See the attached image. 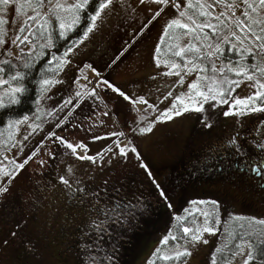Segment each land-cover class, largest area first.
Instances as JSON below:
<instances>
[{"label":"rangeland","instance_id":"obj_1","mask_svg":"<svg viewBox=\"0 0 264 264\" xmlns=\"http://www.w3.org/2000/svg\"><path fill=\"white\" fill-rule=\"evenodd\" d=\"M71 2L73 0H68V3ZM13 3L17 6L15 0ZM183 5L185 2L176 8L171 4H157L153 0H144L143 3L140 0H114L113 5L102 13V21L98 22L88 38L79 43L80 37L71 45L74 48V52L69 54L71 63L57 71V59L52 71L42 77L54 76L63 83L52 87L44 98H41L38 84L33 109L15 119L22 120L28 116V121L11 129L8 125L0 129V187L6 184L9 187V192L0 197V264H89L86 248L90 241L86 230L95 225L98 227L101 216H106L103 218L105 221L117 214L96 217L95 211L100 206L108 209L115 205L116 208L117 203L120 207L116 211L126 214L124 230L119 224L107 238L97 239L99 252L105 245L121 246L130 226H134L132 216L140 213L142 216L137 221L150 218L151 223L146 226L150 230L149 240L144 245L137 242L129 261L124 264H149L150 261H156L154 264H175L177 261L157 258L156 250L160 248L171 253L180 246L188 247L191 255L176 264H212L214 248L229 244L243 245V252L236 247L234 253L240 254L227 258L226 264H244L249 252L247 237L252 232L264 233V229H253L255 221L264 220V211L258 198L251 195V186H246L252 183L254 176L242 177L239 181L236 174L235 179L225 175L226 171L231 175L233 162L229 161H234V157L228 156V147L225 146L230 145L233 137L228 132L233 130L238 135L235 137L236 145L231 146L236 148L238 143L239 151L246 150L252 143V136L264 137V113L223 115L230 110L235 98L251 96L257 90L254 81L229 73L226 75L230 76L229 80L241 83L238 87L227 84L228 89H235L226 92L223 97L229 101L228 104L219 103L218 98L215 102L209 100L205 103L203 112L173 115L171 120L161 116L165 110L172 108L176 96L194 95L188 86L199 76V68L187 75L181 71L184 81L180 84L176 70L172 75H164L169 71L170 64L156 66V55L161 60L180 64L181 68L184 64L174 56H161L163 51L159 54L155 51L165 25L174 18L189 22V15L197 23H204L223 13L220 6L214 5V10H207L211 15L200 16L198 10L192 14L185 12L186 15L180 17V13L184 12ZM162 8L165 11L153 19ZM45 11L47 7L41 13ZM242 11V6H238L226 15L232 18L230 13L234 12L238 17ZM26 14L27 11H16L12 3L1 4L0 21L3 23H0V38L6 43L0 44V58L8 56L15 59L20 49L31 55L35 49L28 32L41 20L29 19L28 26L21 31ZM16 36L21 39L28 36L29 39L22 44L17 41V47L11 43ZM190 38L191 35L181 36L178 41L180 46L189 44ZM208 42L212 44L217 39ZM191 43L202 47L201 50L207 45L200 44L199 40ZM248 47L255 48L252 44ZM208 49L213 52V47ZM9 52L12 54L9 55ZM210 57L213 62L216 60L215 55ZM199 61L197 63L200 64L202 59ZM215 64L217 68L222 67L218 61ZM256 64L264 66V57ZM10 68L13 70L15 66ZM217 73L221 74L216 72L209 77L220 80ZM257 77L264 81L258 73ZM104 81L121 89L132 99H123ZM198 83L206 90L209 81L199 80ZM5 87L0 85V95ZM93 87L96 95L91 94ZM77 92L81 95L77 96ZM168 92H172V96L165 99ZM140 97L147 103H138ZM200 99L197 97V101ZM213 103L215 108L210 107ZM105 111L109 112L108 116H103ZM206 122L211 127L206 126ZM149 124L154 125L152 131L141 133L140 128ZM33 125L38 127L33 130ZM53 132L56 136L50 135ZM112 132L124 135L112 136ZM10 133L12 141L8 140ZM26 135L28 138L25 140ZM61 136L73 144L82 143L86 148H78L77 154H74L60 141ZM16 141L21 143L12 147L11 144ZM117 142L120 146H127L126 156L119 154ZM110 147L111 152L108 151ZM222 147L227 151L224 154ZM132 148L136 151H131ZM196 149L203 152L202 155L222 158V164L215 160L197 169L190 158L191 151ZM33 152L36 155L33 156ZM98 153L103 154L102 161ZM78 155L94 156L96 162L79 159ZM30 156L31 159H28ZM25 160L27 163L23 169L15 168ZM182 163L185 166L180 168ZM217 164L221 171L216 169ZM13 170L17 174L9 181L4 173ZM61 177L66 178L69 185H65ZM161 191L164 196H161ZM243 198L249 203L242 202ZM193 201H217L218 204H193ZM205 211L211 214L209 226L215 230L213 234L203 233L202 240H207L206 244L199 242L193 246L189 242L191 234L184 239L171 240L173 235L185 237V227L193 231L197 226L203 227L205 217L202 213ZM122 220L123 217H120L119 222ZM165 237L169 238L167 245L161 243ZM249 264L255 263L249 261Z\"/></svg>","mask_w":264,"mask_h":264},{"label":"snow or ice","instance_id":"obj_2","mask_svg":"<svg viewBox=\"0 0 264 264\" xmlns=\"http://www.w3.org/2000/svg\"><path fill=\"white\" fill-rule=\"evenodd\" d=\"M141 3L144 2V0H140ZM153 2L157 4H164V5H169L171 4L172 7L179 8L181 7V4L183 3V0H153ZM10 3L13 4V8L16 9V11H20L23 8H31V10L35 13L32 16H29L28 19L31 20H41L43 21L42 27H45L47 25H50L53 20L58 23L60 32L59 35L61 37H64L66 35L67 30L73 29L76 25H78L81 21L82 18V13L86 15L87 20L89 21L87 28L84 30L83 35L79 43H83L84 40H86L89 36L90 33H92L96 27L98 26V22L102 21V13L105 12L106 9H109L110 6L113 5L114 0H97L98 6L95 8L94 12L92 14H87V9L89 6L93 3V0H73V2L68 3V0H47V11L41 13L39 9L45 8V0H25L23 4H21L19 7L16 6L15 3H13V0H0V4L3 5H9ZM224 3L225 7L229 10L238 7L236 4V0H233L232 3H226V0H214L213 3H207L206 0H196V3H193V0H188V3L186 5L187 8L191 9L193 7L198 8L199 15L200 16H208L211 15L207 9L213 7L216 4H221ZM240 3H242L246 9H251V12L257 13L258 11L264 12V0H240ZM257 5L259 7H257ZM165 9H160L157 11L153 17L155 19L156 17H159ZM232 17H234L233 22L235 23L236 27L240 29V32L244 33L243 36L238 35L235 31H232L230 33L231 36L235 37L236 41L240 42V47L243 49L241 52V61L243 62L246 57L244 53H247V59H255L256 56H261L264 57V36L259 35L255 32L253 29V24L260 23L261 21L256 20L252 16H250V13L247 10L242 11L241 15L244 17H248L250 20H252V23H246L245 20L240 19L239 17L235 16V13H230ZM186 15L185 12L180 13V17H184ZM221 16L226 15V13H221ZM217 20H220V16L216 17ZM189 22H184L181 18H174L170 20L164 27L163 33L160 37V42L161 44L164 43L165 37L169 36L170 30L173 33V38L177 41L175 45H170L169 50L171 51L173 48L176 50L174 51V55L176 57H185L186 53H194V58L193 59H186L183 68H181V65L175 62H170L168 59L161 60L159 55H156L155 61H156V66L160 67L161 63L168 65L170 64L169 71L164 73V75H172L173 70L175 71V74L177 76H180V80L178 83L183 84L184 81V76L181 75V71L185 72V75L190 74L192 72H195L198 68L200 69L201 72H206L207 69L203 65L199 64L196 62V58L199 57V54L201 53V48L197 47L195 44L189 42V44L181 47L179 44V40L181 39V36H188V35H198L199 32H202L203 29L205 28H213L216 30V26L204 22V23H197L195 19H193V16L189 15L187 17ZM223 23V21H220ZM0 23H3V21H0ZM227 27V25H225ZM176 29H185L186 31L177 35L175 33ZM24 29L21 28V31ZM261 32H264V27L260 29ZM249 33H251L252 37L254 38V42L258 41L260 42L258 44V52H254L252 47H248L244 44V41L249 39ZM29 39L28 36H24L23 39H21L19 36H16L14 39L11 40V43L14 45H19L17 44V41H19L21 44L24 43ZM209 39V36L207 33H204V40L207 41ZM223 40L225 42H230L232 43V47L234 49L240 50L237 47V44L235 42H232L229 40V36L225 35L223 37ZM6 41H4L2 38H0V44H4ZM52 43V37L51 34L49 33L48 38H47V44L41 45V48L43 47H53ZM208 48H212V44H207L206 45ZM24 49H20V52H23ZM156 53H160V46L158 45L156 48ZM223 49L221 48L220 44L215 45V51L208 52V56H214L216 53L222 52ZM74 52L73 46H69L66 51L63 53V56L60 58H57L53 56V59H59V63L57 64V71L63 70L65 65H68L71 63V60L69 59V54ZM12 53L9 52V55ZM43 53H39L38 55H42ZM9 61H4V65H9ZM25 68H30L32 65L25 63L24 64ZM88 67H91L90 65ZM228 67L229 71H235L237 76H243L246 80L248 81H254V87H257V90L248 97L244 98H235L232 102V106L229 111H225L223 113L224 116H230V115H247L251 113H264V81H262L260 78L257 77V73L259 74V77H264V66H260L259 64L253 63L251 64V68L253 69L252 72H249L248 67H246L243 63H240L236 67H231V66H225ZM212 70L213 72H224V67L217 68L215 62L212 64ZM94 71V69H93ZM4 76H7L8 78L5 79ZM24 77L25 74L16 71L15 74H12V69L10 67H0V85H4L5 90L2 95H0V108H5L7 105L4 103V96L8 97V103L9 104H19L20 99L19 95L25 93L28 91L27 87L24 84ZM87 79V77H85ZM199 80H206L209 81L206 90H203L198 83ZM15 82V84H13ZM36 83L39 84V92L41 93V98H44L47 93L50 92L51 88L54 87L57 84H62V80L55 79V77H45L41 78ZM229 84V85H236L237 87L241 83V81H235V80H229L227 76L224 77L223 80H217L215 77H208V76H198L197 81L192 82L189 84V91L190 93L194 91V95L192 94H182L181 96H176L173 100V106L170 109L165 110V112L161 113V116L164 119L171 120L173 118V115L175 116H180L183 113L190 112V111H195V112H203L204 109V104L207 103L209 100L211 101H217L219 98V103L222 104H228L229 101L227 99H224L223 97L225 96V93L228 91H235L234 88H229V89H224L222 87L223 84ZM104 84L107 85L108 87H111L114 92L118 93L120 97H122L125 100H130L132 99L129 95H127L124 91H122L119 88L113 87L112 85L108 84V81H104ZM92 95H96L95 87L92 89ZM77 96H80L81 93L77 92ZM167 96H172V92H168L165 99H167ZM197 97L201 98L200 101H197ZM257 101H260L261 103H257ZM138 103H144L146 104L147 101L144 100L143 97H140L139 100L137 101ZM177 104L179 107H177ZM211 108H215L216 104L213 103ZM171 113V114H170ZM109 112L105 111L103 113V116H108ZM28 116H24L22 120L17 119V120H9L8 121V126L9 128L16 127L20 125L23 122L28 121ZM143 119V117H142ZM159 120L160 117H157ZM264 123V121H262ZM153 124H149L146 127L140 128L141 133L145 132H151L153 129ZM206 126L211 127L210 124H207ZM33 130H35L38 125H33ZM59 127V125H57ZM50 135L56 136V133H51ZM112 136H122L124 135L122 132L117 133V132H112L110 133ZM28 137L27 135L24 137L26 140ZM100 138V137H97ZM13 137L12 134H9L8 140L12 141ZM60 141L65 144V146L70 149L74 154H77V149L78 148H86L85 145L82 143H77L73 144L72 142L68 141L66 138L63 136L59 137ZM21 141H16L15 143L11 144L12 147H16L18 144H20ZM231 144L236 145V138L234 137L231 141ZM261 148H264V144L259 145ZM116 147L119 149V154L121 156H126L127 155V146H120V143H116ZM239 147V145H237ZM109 152L112 151V148L110 147L108 149ZM131 151L135 152L136 149L132 148ZM32 155H36L35 152L32 153ZM98 156L101 157V161L103 160V154L98 153ZM7 158V157H6ZM79 159H87L93 163L96 162V157L94 156H87V155H78ZM31 159V156L28 158ZM27 163V160H25L23 163H20L15 166L16 169H23L25 167V164ZM42 163V162H41ZM146 167V165H143ZM254 171L256 169H253ZM264 171V170H261ZM16 171H9L5 172L4 175L9 178V181L15 179L16 176ZM61 181L65 185H69V181L61 177ZM159 187V185H157ZM81 192H84L83 189H80ZM9 192V187L7 184L4 187H0V197H3L5 194ZM86 194V193H85ZM161 196H164L165 193L161 191ZM193 204H205V203H211L212 205H217V201H211V202H205V201H193ZM120 205L117 203L116 208L113 209H107V208H101L100 211L104 212L105 215H108L109 212L115 214L116 209L119 208ZM187 211V210H186ZM199 211V209H197ZM131 214V213H129ZM205 217L204 221V226L200 227L197 226L195 228V231L190 228H183V233L185 234V237H177V236H171V240L176 241L178 239H184L186 238L189 234H191V239L190 243L195 246L199 242L207 243V240H202L203 233H209L213 234L214 233V228L209 226V220L211 218V214L207 211L202 213ZM177 219H180L178 217ZM237 219H241V217H237ZM252 220H255V218H251ZM256 223H259L261 225H264V220H258L255 221ZM162 244L167 245L169 243V238L165 237L162 241ZM249 247H252L249 245ZM237 248L240 250V252H243V245H237ZM219 251V249H217ZM240 252L233 253V255H238ZM156 254H158V258L162 261H184V258L189 257L191 255V252L189 251L188 247L186 246H180L175 248V250L171 253H168L160 248H157ZM259 255L264 258V250H261ZM256 259V256L254 255L253 252H248L247 253V258L244 260V264H249V261H252ZM149 264H154V262L150 261ZM186 264V262H184ZM213 264H216V261L213 260ZM230 264V262H228Z\"/></svg>","mask_w":264,"mask_h":264},{"label":"trees","instance_id":"obj_3","mask_svg":"<svg viewBox=\"0 0 264 264\" xmlns=\"http://www.w3.org/2000/svg\"><path fill=\"white\" fill-rule=\"evenodd\" d=\"M17 2V6L19 7L21 4L25 2V0H15ZM179 2V0H178ZM185 2V5H183V11L192 14L193 12H197L198 8H187L186 5L188 3V0H183V3ZM207 3H213L214 0H206ZM233 0H226V3H232ZM193 3H196V0H193ZM236 4L238 6H242L243 11L247 10L250 13V16L255 18L258 21H261L260 23L253 24V29L255 32L259 35L264 36V32H261L260 29L264 27V12L258 11L257 13L251 12V9H246L245 6L240 3V0H236ZM45 8L47 7V0H45ZM164 5V4H162ZM1 6V4H0ZM98 6L97 0H93V3L89 6L87 9V14H92L95 10V8ZM215 6H220L222 8L223 13L229 12V9H227L224 5V3L216 4ZM257 7H259L257 5ZM39 9L40 12L44 11V9ZM212 10L213 7H211ZM208 10V9H207ZM27 11L28 14L25 15L23 20V26L22 28L25 30V28L28 26L29 19L28 17L31 15H34L35 13L31 10V8H23L19 13ZM220 16V20H217V18H211L208 23H211L216 26V30L213 28H205L202 32H199L198 35H191V38L189 42H193L194 40H199L200 44H211L208 41H213L214 38L217 39V42L212 43L213 44V52L215 51V45L220 44L221 48L223 49L222 52L216 53V60L219 63L222 64V67H224V72L221 74H218L219 79L223 80L226 75H230L229 73H236L235 71H229L227 66L236 67L240 63H243L248 69L251 68V64L258 63L260 61L261 56H256L255 59H247L248 54L244 53L246 59L242 62L241 61V52L243 49L240 47V42L235 40V37L231 36L230 33L232 31L238 32V35L243 36L244 33L240 32V29L236 27L235 23L233 22L234 19L230 18L229 15ZM240 19L245 20L246 23L251 24L252 20H250L248 17H244L241 14L238 16ZM231 19V20H230ZM31 20V19H30ZM39 21V20H38ZM37 21V22H38ZM220 21H223L221 23ZM187 22V21H185ZM42 21L39 24H34L31 28V30L28 32L29 37H31V40L34 42L35 49L33 50L31 55H28L26 52H20L19 55L15 59H10L8 56H1L0 58V67H10L11 65L15 66V69L12 70V74H15L16 71H20L25 74L24 77V84L27 87L28 91H26L23 94L19 95L20 103L19 104H9L8 103V97L5 96L4 103L7 105L5 108H0V129L3 127H6L8 125L9 120H15L21 115L27 114L30 112L34 105L35 101L38 96V81L43 76H46L52 71V65L57 60L53 59V56L59 58L61 55H63L64 51L66 49L73 45L80 37H82L84 30L87 28L89 21L86 18V15L82 13L81 21L78 25H76L73 29L67 30L66 35L64 37H61L59 35L60 29L57 25V22L53 20V22L50 25H47L45 27L41 26ZM227 25V27L225 26ZM186 31L185 29H176L175 33L178 35L179 33H183ZM229 31V32H228ZM49 33L52 37V43L53 47H43L41 48V45L47 44V38ZM204 33H207L209 36L208 41L204 40ZM224 33H227L229 36V40L232 42H235L237 44V47L240 50L234 49L232 47V43L225 42L223 40V37L225 36ZM249 39L244 41V44L246 46H255L253 49L254 52H258V44L260 42L256 41L254 42V38L252 37L251 33L248 34ZM201 39V40H200ZM176 41L173 38V33L170 30L169 36L165 37L164 43L161 44L160 40L158 42V45L160 46V54L163 57H172L174 56V59H178L181 63L185 62V57L188 59L194 58V53H186L185 57H176L174 55V51L176 50L173 48L171 51L169 50L170 45H175ZM202 49V47H201ZM211 49V48H210ZM209 52L208 47L206 46L205 49L201 50V53L199 54V57L196 58V62L202 59L201 65L206 67V72L199 71V76H211L212 73H216L211 71L212 70V63L213 59L212 57L208 56L207 53ZM39 53H43L42 55H38ZM170 53V54H169ZM4 61H9V65H4ZM214 61V62H215ZM200 62V61H199ZM28 63L32 65L30 68H25L24 64ZM208 72V73H207ZM216 75V74H214ZM5 79H7V76H4ZM228 79L230 76L227 77ZM15 83V82H14ZM229 85V84H228ZM222 87L224 89H228L227 83L223 84ZM228 134H231V136L237 137L238 132L233 130L231 132H228ZM228 147V152L226 149L221 148V152L226 151L227 153H230L231 149L233 148L230 145L225 146ZM191 159L193 160V163L197 169H201L202 165L204 164H210L212 161L219 160L222 164V158H212L211 156L202 155L203 152H201L199 149L191 151ZM233 153L231 152L229 155L231 156ZM234 156H232L233 158ZM215 161V162H216ZM208 162V163H207ZM185 166V164L179 165L180 168ZM192 166V165H191ZM194 168V167H193ZM218 170L221 171L219 168V164H217ZM175 174L176 170L174 169ZM197 174V172H196ZM180 197L183 199V196L180 195ZM177 201V200H174ZM243 202V201H242ZM113 208L114 206L111 205ZM104 206H100L95 212L96 217H99L98 215H105L104 212L100 211L101 208ZM108 208V209H113ZM161 208V206H160ZM94 210V209H93ZM121 210V209H120ZM122 211V210H121ZM117 213V214H116ZM116 215L112 216L111 218H108V220L104 221V217L101 216L102 220H98L97 222L98 227L92 226V228L86 230L89 232L87 234V239L90 241V244L86 248L88 250L86 254V260L89 261V264H124L125 262L129 261L130 255L132 253L133 247L136 245L137 242H141L142 245L146 244L149 240V231L146 229V226H148L150 222L149 217H144L142 219V222L137 221V219L141 218L140 213H135L133 217V224L134 226H130L129 233L125 236V242L123 241V244L121 246L117 245L116 247L105 245L104 249H99L101 252L98 251V244L97 239L107 238V235L110 234V232L114 231L115 227L117 225H121L122 230H124L125 226V217L126 214L124 212L118 213L116 211ZM111 214V212L108 213V215ZM129 214V213H128ZM120 217H123L122 222H119ZM259 219V218H256ZM261 220V219H260ZM96 222V221H94ZM118 223V224H117ZM115 226H114V225ZM255 225H253L254 230L264 229L263 225H259V223L254 222ZM259 225V226H258ZM257 226V227H256ZM256 235V236H255ZM248 245H251L252 247H249V252H253L256 256V259L252 260V263L255 264H264V258H262L259 253L261 250H264V233L260 234L258 232H252L249 237H247ZM216 242V241H215ZM215 245V243L213 244ZM94 246H96L94 248ZM237 245L229 244V245H223L222 247H215L212 255H211V263L213 264V260H216L217 263L226 264V259L231 258L233 253L236 251ZM219 249V251H217ZM158 258V257H157ZM155 258V259H157ZM156 261H154L155 263ZM177 261L176 263H178ZM175 263V264H176Z\"/></svg>","mask_w":264,"mask_h":264},{"label":"flooded vegetation","instance_id":"obj_4","mask_svg":"<svg viewBox=\"0 0 264 264\" xmlns=\"http://www.w3.org/2000/svg\"><path fill=\"white\" fill-rule=\"evenodd\" d=\"M251 141L252 143L246 147L245 151H239V147L231 149L230 153H233L231 157L234 156V161L229 162H233L231 166L233 170L231 171V175L228 171L225 172V175L229 174L232 179H235L236 174L239 181L240 179L242 180V177L248 178L254 176L252 183L246 186H251L253 189L251 195L254 198H258L261 209L264 211V171H261L264 170V150L259 146L264 142V137L260 138L254 135ZM237 145L239 144L237 143ZM229 154L228 156H230ZM253 169L256 170L254 171ZM256 192L259 195H257ZM243 200L249 203L246 199L243 198L242 201Z\"/></svg>","mask_w":264,"mask_h":264}]
</instances>
